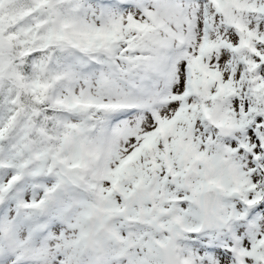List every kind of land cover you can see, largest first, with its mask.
<instances>
[{"label":"snow or ice","instance_id":"obj_1","mask_svg":"<svg viewBox=\"0 0 264 264\" xmlns=\"http://www.w3.org/2000/svg\"><path fill=\"white\" fill-rule=\"evenodd\" d=\"M0 264H264V0H0Z\"/></svg>","mask_w":264,"mask_h":264}]
</instances>
